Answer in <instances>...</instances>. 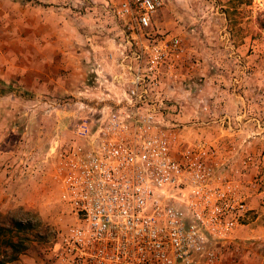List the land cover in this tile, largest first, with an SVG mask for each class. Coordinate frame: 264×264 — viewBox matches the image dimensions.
I'll use <instances>...</instances> for the list:
<instances>
[{
  "label": "rangeland",
  "instance_id": "rangeland-1",
  "mask_svg": "<svg viewBox=\"0 0 264 264\" xmlns=\"http://www.w3.org/2000/svg\"><path fill=\"white\" fill-rule=\"evenodd\" d=\"M121 1L0 0V212L41 235L22 264H49L58 232L73 222L54 149L95 117L90 106L106 85L91 59L123 50ZM154 28L186 47L165 93L173 155L182 164L199 158L249 201V187L264 191V0H164ZM251 215L220 246L229 264H264V240L238 235L264 225L257 209Z\"/></svg>",
  "mask_w": 264,
  "mask_h": 264
},
{
  "label": "built area",
  "instance_id": "built-area-1",
  "mask_svg": "<svg viewBox=\"0 0 264 264\" xmlns=\"http://www.w3.org/2000/svg\"><path fill=\"white\" fill-rule=\"evenodd\" d=\"M164 0H122L123 50L111 80L78 123L76 141L56 147L54 177L73 222L59 231L49 264H229L254 210L235 184L212 176L199 158L179 162L162 127L171 109L167 79L186 47L153 20ZM89 106V104H88Z\"/></svg>",
  "mask_w": 264,
  "mask_h": 264
},
{
  "label": "trees",
  "instance_id": "trees-1",
  "mask_svg": "<svg viewBox=\"0 0 264 264\" xmlns=\"http://www.w3.org/2000/svg\"><path fill=\"white\" fill-rule=\"evenodd\" d=\"M41 237L31 221L0 212V264H22L21 256Z\"/></svg>",
  "mask_w": 264,
  "mask_h": 264
},
{
  "label": "crops",
  "instance_id": "crops-1",
  "mask_svg": "<svg viewBox=\"0 0 264 264\" xmlns=\"http://www.w3.org/2000/svg\"><path fill=\"white\" fill-rule=\"evenodd\" d=\"M155 18V17H154ZM154 24V20H153ZM118 54L111 53V54H105L104 56H100L97 61L99 60L98 65L92 61L91 67H94V70H96L99 73L98 80L103 81L104 76L108 77L109 71H116L118 69V64L116 63V58ZM107 85V84H106ZM249 190V203L252 206V208L257 209L260 212V220L261 222H264V209L261 207V203H264V191H253L251 192V188L249 187L247 191ZM24 198V196H22ZM240 237H244V239H263L264 240V225H258L256 228H248L246 230H240Z\"/></svg>",
  "mask_w": 264,
  "mask_h": 264
}]
</instances>
